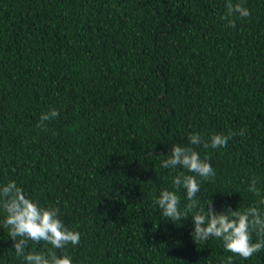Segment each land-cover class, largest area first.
I'll use <instances>...</instances> for the list:
<instances>
[{
  "label": "trees",
  "instance_id": "obj_1",
  "mask_svg": "<svg viewBox=\"0 0 264 264\" xmlns=\"http://www.w3.org/2000/svg\"><path fill=\"white\" fill-rule=\"evenodd\" d=\"M237 2L251 15L231 28L220 19L226 0H0V186L14 180L59 208L81 234L64 249L73 264L233 255L215 238L196 243L192 214L166 220L153 197L175 191L178 172L192 175L161 167L173 145L241 130L224 148L196 147L216 171L199 206L253 205L252 177L264 195V0ZM52 108L59 117L37 127ZM12 244L0 224V264H22ZM50 247L29 241L25 251ZM233 264H264V251Z\"/></svg>",
  "mask_w": 264,
  "mask_h": 264
},
{
  "label": "clouds",
  "instance_id": "obj_2",
  "mask_svg": "<svg viewBox=\"0 0 264 264\" xmlns=\"http://www.w3.org/2000/svg\"><path fill=\"white\" fill-rule=\"evenodd\" d=\"M225 8L226 12L220 19L225 20L231 28L236 27V18L243 20L251 15L250 10L241 2L226 0ZM59 115L55 108L42 113L37 127L46 129V122L57 119ZM245 131H230L227 135L213 134L208 140L199 133H189L187 146L173 145L168 158L161 162V167L185 169L192 175L178 172L172 178L175 191L161 190L158 197H153V206L159 208L163 218L174 223L188 219V214L191 213L194 226L191 236L196 243L215 238L223 242L227 252L247 260L264 251V195H261V189L257 187L258 179L252 177L247 187L248 192L258 197L253 205L243 210L226 207L217 213L210 200L206 210L199 206L198 193L201 190V182L215 178L216 171L208 162V157L202 159L196 151L199 146L205 150L224 148L233 135L243 136ZM181 188L184 189L188 201L183 210L180 208V196L177 194ZM0 209L5 214L0 224L8 230L15 255L22 258V264H73L72 258L64 253V249L69 244L78 246L81 234L65 226L60 219L59 208L41 206L38 201L25 194L22 186L10 180L0 186ZM29 241L34 244L44 242L51 247L47 251L26 252ZM58 251L60 255L57 254ZM233 255L223 258L221 264H233Z\"/></svg>",
  "mask_w": 264,
  "mask_h": 264
}]
</instances>
